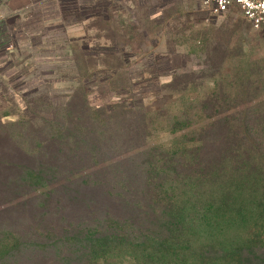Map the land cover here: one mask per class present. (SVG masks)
<instances>
[{"label":"trees","instance_id":"16d2710c","mask_svg":"<svg viewBox=\"0 0 264 264\" xmlns=\"http://www.w3.org/2000/svg\"><path fill=\"white\" fill-rule=\"evenodd\" d=\"M237 86L167 147L160 115L86 91L51 138L2 144L0 264H264V72Z\"/></svg>","mask_w":264,"mask_h":264},{"label":"rangeland","instance_id":"374dc122","mask_svg":"<svg viewBox=\"0 0 264 264\" xmlns=\"http://www.w3.org/2000/svg\"><path fill=\"white\" fill-rule=\"evenodd\" d=\"M84 7V24L45 47L51 59L26 47L21 62L5 61L0 146L31 149L51 138L67 108L80 109L75 92L86 91L92 106L124 102L160 115L147 145L167 147L182 140L172 125L180 114L208 106L212 93L234 96L246 74L255 82L264 72V28L237 5L219 15L197 0H84Z\"/></svg>","mask_w":264,"mask_h":264},{"label":"crops","instance_id":"0c3cea01","mask_svg":"<svg viewBox=\"0 0 264 264\" xmlns=\"http://www.w3.org/2000/svg\"><path fill=\"white\" fill-rule=\"evenodd\" d=\"M84 8V0H0V63L21 62L26 47L51 59L54 53L45 47L54 45L60 33L69 35L83 25Z\"/></svg>","mask_w":264,"mask_h":264},{"label":"built area","instance_id":"2783aa9c","mask_svg":"<svg viewBox=\"0 0 264 264\" xmlns=\"http://www.w3.org/2000/svg\"><path fill=\"white\" fill-rule=\"evenodd\" d=\"M197 4L210 15L225 13L237 5L254 28H264V0H197ZM3 68L4 63H0V79Z\"/></svg>","mask_w":264,"mask_h":264}]
</instances>
